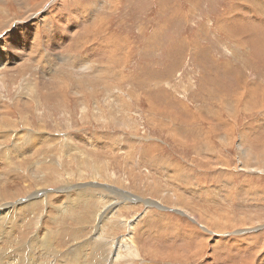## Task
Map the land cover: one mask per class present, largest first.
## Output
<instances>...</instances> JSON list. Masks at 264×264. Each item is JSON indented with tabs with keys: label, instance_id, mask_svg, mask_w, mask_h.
<instances>
[{
	"label": "rangeland",
	"instance_id": "obj_1",
	"mask_svg": "<svg viewBox=\"0 0 264 264\" xmlns=\"http://www.w3.org/2000/svg\"><path fill=\"white\" fill-rule=\"evenodd\" d=\"M0 61L3 258L264 264V0H0Z\"/></svg>",
	"mask_w": 264,
	"mask_h": 264
},
{
	"label": "bare ground",
	"instance_id": "obj_2",
	"mask_svg": "<svg viewBox=\"0 0 264 264\" xmlns=\"http://www.w3.org/2000/svg\"><path fill=\"white\" fill-rule=\"evenodd\" d=\"M47 28V27H46ZM50 29V28H49ZM47 30V29H46ZM52 31V30H51ZM50 32V31H49ZM70 33H71V31H70ZM33 34H35V33H33ZM72 35V34H71ZM58 35H56V36H54V46L56 47V45L55 44H57V42H58V37H57ZM71 37V36H70ZM63 38V37H62ZM35 39V38H34ZM68 39V38H67ZM69 40V39H68ZM65 42V41H64ZM37 43V42H36ZM54 48V47H53ZM54 51V50H53ZM57 51H59V50H57ZM55 57V56H54ZM53 62V61H52ZM42 63V62H41ZM58 63V62H57ZM87 62H81L80 63V66L79 67H77V68H74V70H77V72H83L87 67H86V64ZM52 64H54V63H52ZM3 66H4V61H3V64L1 63V61H0V69L1 68H3ZM68 67V66H67ZM70 67V66H69ZM5 69V68H4ZM0 74H1V72H0ZM6 114V113H5ZM5 114H3V116L5 115ZM3 119V118H2ZM3 122L4 121H6L5 119H3L2 120ZM13 127V126H12ZM16 134V133H15ZM12 135V134H11ZM15 138V137H14ZM71 142V141H70ZM10 147V146H9ZM21 148V147H20ZM8 150V149H7ZM16 150V149H15ZM30 152V151H29ZM6 153V152H5ZM12 154V153H11ZM17 156V155H16ZM24 156V155H23ZM22 156V157H23ZM30 156V155H29ZM11 158V157H10ZM16 159H17V157H15ZM14 158V159H15ZM21 158V157H20ZM26 158V157H25ZM29 158V157H28ZM9 159V158H8ZM13 159V160H14ZM22 159V158H21ZM23 160V159H22ZM25 163V162H24ZM34 163V162H33ZM42 164V163H41ZM45 164V163H44ZM48 164V163H47ZM10 165H11V163H10ZM26 165V164H25ZM40 165V164H39ZM27 166V165H26ZM42 166V165H41ZM28 168H29V166H27ZM36 168V167H35ZM6 170V169H5ZM8 171V170H7ZM19 171V170H18ZM32 171V170H31ZM15 172V171H14ZM11 173V172H10ZM16 173H19V172H16ZM20 173H21V171H20ZM31 173V172H30ZM35 175V174H34ZM36 175H37V173H36ZM78 176V175H77ZM4 177V176H3ZM18 177V176H17ZM26 177V176H25ZM35 177V176H34ZM1 178V177H0ZM41 178V177H40ZM18 179V178H17ZM33 179H35V178H33ZM3 180V179H2ZM8 180V179H7ZM9 181V180H8ZM13 181V180H12ZM29 181V180H28ZM33 181V180H32ZM35 181H36V179H35ZM62 181V180H61ZM7 182V181H6ZM31 182V181H30ZM14 183V182H13ZM31 184H33V182L31 183ZM11 185V184H10ZM28 185V184H27ZM67 185H70V184H67ZM71 186V185H70ZM3 187V186H2ZM14 187V186H13ZM44 187V186H43ZM109 187V186H108ZM28 188V187H27ZM40 188V187H39ZM75 188V187H74ZM110 188V187H109ZM4 189H6V188H4ZM11 189H13V188H11ZM29 189V188H28ZM27 189V190H28ZM43 189V188H42ZM70 189H73V186H71V187H60V188H57V189H53V191L55 190V191H57V192H63L64 191V193H65V191L66 190H70ZM18 190V189H17ZM32 190V189H31ZM44 190H46L45 188H44ZM10 191V190H9ZM29 191V190H28ZM37 191V190H36ZM112 191V190H111ZM12 192H16V191H14V189L12 190ZM61 192V193H62ZM68 192V191H67ZM1 193V192H0ZM2 193H4V192H2ZM10 193H11V191H10ZM5 194V193H4ZM72 194V193H71ZM74 194V193H73ZM68 195H70V194H67V195H65V196H68ZM91 195V194H90ZM129 193L128 194H121V196H122V198L123 199H125V200H127V201H129V200H131L130 198H129ZM29 196H30V193H29ZM54 196V195H53ZM71 196V195H70ZM86 196V195H85ZM84 196V197H85ZM48 197H51V196H48ZM47 197V198H48ZM78 197V196H77ZM96 197V196H95ZM120 197V196H119ZM1 198V197H0ZM40 198V197H39ZM70 198V197H69ZM73 198H75V195H73ZM92 198H93V196H92ZM51 199V198H50ZM49 199V200H50ZM53 199V198H52ZM51 199V200H52ZM71 199V198H70ZM76 199V198H75ZM75 199H73V200H75ZM98 199V198H97ZM35 200V199H34ZM37 200V199H36ZM38 200H41V199H38ZM37 200V201H38ZM43 200V199H42ZM60 200V199H59ZM69 200V199H68ZM84 200H86V199H84ZM102 200V199H101ZM121 200V199H120ZM48 201V200H47ZM122 201V200H121ZM146 204H147V206L149 205V206H157L158 207V205L156 204V205H154V204H152L153 202L152 201H149V200H143ZM2 202V201H1ZM29 202V201H28ZM34 202V201H33ZM79 202V201H78ZM77 202V203H78ZM98 202H99V199H98ZM103 202V201H102ZM40 203V202H39ZM51 203V202H50ZM59 203V202H58ZM80 203V202H79ZM84 202H82V204H83ZM89 203V202H88ZM2 204V203H1ZM53 205V207H54V203H52ZM67 204V203H66ZM27 205V204H26ZM34 205V204H33ZM58 205H60V204H58ZM57 205V206H58ZM61 205H64V204H61ZM84 205H86V204H84ZM1 206V205H0ZM7 207H12L10 204H8L7 203V205H6ZM6 206H5V208H6ZM38 206V205H37ZM51 206V205H50ZM65 208H67L66 206H64ZM71 207V206H70ZM73 207H74V204H73ZM108 207L109 206H106V209L105 210H103L102 212L103 213H107L108 215L110 214V210L108 209ZM57 208V207H56ZM59 208V207H58ZM161 208V207H160ZM51 209V208H50ZM64 209V208H63ZM71 209H72V207H71ZM87 209H88V207H87ZM102 209V208H101ZM9 210V209H8ZM14 210V209H13ZM56 210V209H55ZM117 210V209H116ZM41 211V210H40ZM52 211V210H51ZM54 211V210H53ZM53 211L51 212V213H53ZM60 211H63L64 212V210H61L60 209ZM71 211V210H70ZM13 212V211H12ZM50 212V211H49ZM4 213V212H3ZM6 213V212H5ZM15 213V212H14ZM57 213H59V211L57 212ZM62 213V212H61ZM65 213V212H64ZM75 213V212H74ZM114 213V212H113ZM180 213H183V212H180ZM16 214V213H15ZM50 214V213H49ZM63 214V213H62ZM61 214V215H62ZM76 214V213H75ZM106 214V215H107ZM184 214V213H183ZM3 215V214H2ZM1 215V216H2ZM9 215V214H8ZM57 215V214H56ZM64 215V214H63ZM63 215H62V217H63ZM89 215V214H88ZM7 216V215H6ZM73 216V215H72ZM11 217V216H10ZM60 217V216H59ZM5 218V217H4ZM54 218H56V217H54ZM14 219V218H13ZM59 219H61V218H59ZM226 219H228V217L226 218ZM211 220V219H210ZM214 220V219H213ZM216 220V219H215ZM57 221V220H56ZM207 221H209V220H207ZM206 221V222H207ZM77 222V221H76ZM223 222V221H222ZM228 222H229V219H228ZM10 223V222H9ZM12 223V222H11ZM60 223V222H59ZM224 223V222H223ZM213 224V223H212ZM16 226H17V224H15ZM19 225V224H18ZM54 225V224H53ZM90 225V224H89ZM125 225V224H124ZM224 225H226V224H224ZM214 226V225H213ZM220 227H221V225H219ZM218 226V227H219ZM230 226V225H229ZM253 226V225H252ZM0 227H2V226H0ZM4 227V226H3ZM6 227V226H5ZM7 227H9V226H7ZM224 227V226H223ZM11 228H12V225H11ZM17 228V227H16ZM37 228V227H36ZM132 228V227H131ZM3 229V228H2ZM8 229V228H7ZM18 229V228H17ZM0 230H1V228H0ZM10 230V229H9ZM19 230V229H18ZM80 230V229H79ZM41 231V230H40ZM54 231V230H53ZM1 232V231H0ZM3 232V231H2ZM6 232V231H5ZM13 232V231H12ZM14 232H16V231H14ZM80 232V231H79ZM17 233V232H16ZM2 234H4V235H7V234H5V233H2ZM15 234V233H14ZM21 234V233H20ZM90 234V233H89ZM14 236V235H13ZM44 236V235H43ZM42 236V237H43ZM5 237V236H4ZM11 237H12V234H11ZM24 237V236H23ZM3 238V237H2ZM7 238V237H6ZM127 238V237H126ZM12 239H13V237H12ZM34 239V238H33ZM41 239V238H40ZM56 240V239H55ZM123 240V239H122ZM130 240V239H129ZM4 241V240H3ZM11 241V240H10ZM13 241V240H12ZM31 241V240H30ZM34 241H35V239H34ZM25 242V241H24ZM1 243V242H0ZM51 243H53V242H51ZM50 243V245H53V244H51ZM37 245V244H36ZM48 245V244H47ZM47 245H46V247H47ZM49 245V246H50ZM10 246V245H9ZM32 246V245H31ZM48 246V247H49ZM84 246V245H83ZM8 247V246H7ZM35 246H34V244H33V248H34ZM1 248V247H0ZM32 248V247H31ZM36 248V247H35ZM45 248V247H44ZM123 248V247H122ZM127 248V247H126ZM23 249H25V248H23ZM37 249V248H36ZM35 249V250H36ZM84 249V248H83ZM86 249H87V247H86ZM119 249H120V247H119ZM128 249H129V247H128ZM49 250V249H48ZM7 251V250H6ZM26 251V250H25ZM39 251V250H38ZM43 251H44V249H43ZM87 251V250H86ZM89 251V250H88ZM11 252V251H10ZM16 252V251H15ZM42 252V251H41ZM48 252V251H47ZM20 253V252H19ZM31 253V252H30ZM35 253V252H34ZM43 253V252H42ZM79 253V252H78ZM84 253H87V252H84ZM83 253V255H85ZM4 254V253H3ZM38 254V253H37ZM39 254H40V252H39ZM55 254V253H54ZM80 254V253H79ZM16 254L14 253V256H15ZM21 255V254H20ZM41 255V254H40ZM39 255V256H40ZM51 255V254H50ZM56 255V254H55ZM0 256H2V254L0 255ZM8 256H10V255H8ZM12 256V255H11ZM17 256H18V254H17ZM33 257V256H32ZM31 257V258H32ZM41 257H42V255H41ZM87 257V256H86ZM90 257V256H89ZM120 257V256H119ZM36 258V257H35ZM78 258H80V259H78ZM76 257V258H74V259H71V261L70 262H67V264H80V262H81V257L79 256V257ZM88 258V257H87ZM17 259H18V257H14V258H11V257H8V258H3V256H2V258H0V264H16V261H17ZM39 259H35V260H32L33 261V264H36L37 263V261H38ZM42 260V259H41ZM44 260V259H43ZM63 259H61V260H59L58 262H57V264H66V263H63V261H62ZM87 260V259H86ZM29 261H30V259H29ZM48 261V260H47ZM56 262V261H55ZM85 262V261H84ZM32 264V263H31ZM39 264V263H38ZM41 264H42V262H41ZM83 264V263H82Z\"/></svg>",
	"mask_w": 264,
	"mask_h": 264
},
{
	"label": "water",
	"instance_id": "obj_3",
	"mask_svg": "<svg viewBox=\"0 0 264 264\" xmlns=\"http://www.w3.org/2000/svg\"><path fill=\"white\" fill-rule=\"evenodd\" d=\"M137 200H139V199H137ZM140 201H141V202H144V201H143V200H141V199H140ZM152 204L156 205L157 203H154V202H153Z\"/></svg>",
	"mask_w": 264,
	"mask_h": 264
}]
</instances>
